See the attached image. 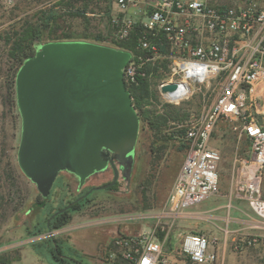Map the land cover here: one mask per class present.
<instances>
[{"label":"built area","instance_id":"2783aa9c","mask_svg":"<svg viewBox=\"0 0 264 264\" xmlns=\"http://www.w3.org/2000/svg\"><path fill=\"white\" fill-rule=\"evenodd\" d=\"M15 1L0 0V7L10 9ZM35 1L46 14L75 12L62 6L70 0ZM105 10L98 16L109 20V39L83 41L129 52L122 69L127 89L145 83L162 106L193 102L201 111L176 126L184 130L179 139L187 146L167 205L143 215L153 227L115 237L103 264H168L167 244L186 209L219 194L221 153L212 145L218 128L249 145V160L239 161L232 187L260 221L257 228L264 229V0H105ZM128 40L133 51L117 46ZM169 85L176 88L164 91ZM245 244L264 246V235L250 234ZM180 253L191 264L217 261L201 233H184Z\"/></svg>","mask_w":264,"mask_h":264},{"label":"rangeland","instance_id":"374dc122","mask_svg":"<svg viewBox=\"0 0 264 264\" xmlns=\"http://www.w3.org/2000/svg\"><path fill=\"white\" fill-rule=\"evenodd\" d=\"M83 3L88 6L85 13L89 16L84 14L90 21L87 33L91 35L105 34L108 31L111 33L109 20L104 16H98L106 12L105 0H79L72 3L71 7L76 12L77 7L82 8ZM42 13L44 11L40 3L35 0H16L15 5L10 9L0 7V257L15 258L22 254L21 260L13 264H40L36 255H44L48 258L49 264H60L53 257L47 256L50 254V247L57 242V244L61 243L59 250L62 254L69 255V248L82 256L84 264H101L104 246H97L96 243L87 241L90 238L93 240L94 235L88 226L105 221L134 223L138 221L135 218L140 217L136 215L147 212L158 213L164 209L181 168L183 152L178 144L167 142L165 146L164 141L156 142L155 131L140 124L136 163L128 188L119 180L115 189L98 190V187L112 180L113 173L109 170L88 178L81 188L75 177L60 173L53 184L46 205L36 206L40 195L35 185L21 173L17 164L21 119L16 103L11 100L9 94L7 75L10 68L11 43H7V39L14 32L20 31L23 22L26 20L35 22L36 15ZM63 18L65 23L62 24L68 27L66 29L69 33L75 36L86 33L82 17L65 15ZM50 39L48 31H45L40 38V44L49 42ZM150 90L153 98L145 109L155 110L156 114L164 115V106L161 105L154 91L151 88ZM262 106L264 107V100ZM178 109L181 110L180 114L189 118L195 117L201 111V107L193 102L182 104ZM170 132L171 130L166 127L162 128L160 134L167 139ZM212 145L221 153L217 167L219 193L225 194L233 179L238 176L239 161L249 160V145L244 139L238 140L233 134L226 133L221 128L215 131ZM245 172L246 169H243V175ZM91 188L93 191L87 198L79 197ZM262 195L264 198V169ZM70 204L69 209H73L77 204L82 206L80 210L72 212L69 224L54 233V230H50L49 225H46L47 218L51 214L54 216L58 208H65ZM146 221L152 228L154 222L144 220L143 223ZM39 228L42 229L41 234L29 235V232H36ZM157 234L161 236V233L157 232ZM250 234L257 232L253 230L249 234L240 235L235 239L237 242L229 245L236 255L235 264H245L246 256L254 258L257 264H264V256L262 258L259 256L264 254V246L245 245ZM37 246L39 247L34 248Z\"/></svg>","mask_w":264,"mask_h":264},{"label":"water","instance_id":"95a60500","mask_svg":"<svg viewBox=\"0 0 264 264\" xmlns=\"http://www.w3.org/2000/svg\"><path fill=\"white\" fill-rule=\"evenodd\" d=\"M129 58L127 51L88 41H51L39 44L18 69L17 164L42 199L60 173L73 175L81 188L116 163L129 181L140 129L123 79ZM117 178L114 168L112 182L97 189L111 188Z\"/></svg>","mask_w":264,"mask_h":264},{"label":"trees","instance_id":"16d2710c","mask_svg":"<svg viewBox=\"0 0 264 264\" xmlns=\"http://www.w3.org/2000/svg\"><path fill=\"white\" fill-rule=\"evenodd\" d=\"M71 1V0H70ZM74 2H79V0H75ZM72 2V3H74ZM71 2L63 3V7H71ZM87 4L83 3L82 8L76 9V12L67 14L63 13L61 15L56 14L55 12L50 11L48 14L42 13L39 15H36L35 22L31 21H25L23 22V25H21V29L18 32H14L8 39L7 43H11L10 45V52H9V74L7 75L8 80V88H9V94L12 101H15L16 103V97H15V77L18 72V69L21 67L22 63L32 57L34 55L35 50L40 44V38L43 35L45 31H48L49 37L51 38L49 42L51 41H70V40H92L94 42H104L109 39L110 32L108 31L105 34H97V35H91L88 32L90 21L88 18L85 17V12L87 10ZM65 15H71L80 16L82 17L83 23L85 24V31L83 35L75 36L67 31L66 28L62 23H65V19L63 18ZM135 36L132 35L131 39L134 40ZM133 40H128L122 43L117 44L119 48L133 51L134 50V43ZM131 99L132 104L135 110L138 111L139 121L140 124H144V126L148 127L150 130L155 131L156 133V142L164 141V145L166 146L167 142H172L174 144H178L180 150L183 152L186 149V144L182 139H179L182 137L184 130H177L176 126L178 124H184L189 117L180 114V109L178 107H174L171 105H164V115H159L155 113V110L145 109L146 106H149L151 103L152 97V91L149 88L148 84H140V86L131 88L128 90ZM171 130L169 133L167 139L164 138L160 134L162 131V128H166ZM163 146V145H162ZM162 147H160V150ZM116 186H114L112 189H115ZM52 192V190H51ZM50 192V195H51ZM49 195V197H50ZM48 197V198H49ZM48 198L42 199L41 197L38 198V201L36 203V206L38 207H44L48 201ZM82 205H74L73 209H68L66 211H63L57 215L52 216L53 214L49 215L47 218L46 225L49 221V229L50 230H59L63 227H65L67 224L71 221V214L73 211H78L81 209ZM62 207L58 208L56 211H60ZM52 216V217H51ZM42 233V229H37L36 232H29L30 236L38 235ZM52 247H50V253H54L56 248V254H54V260L57 261L60 264H84L82 262V256L76 253L74 250H71L68 248V252L70 255V258L68 259H57L56 256L58 254H62L60 249V244H57V242H54ZM34 247V248H38ZM37 251V250H36ZM39 253V251H37ZM19 258V255L15 258L13 257H0V264H11V262L17 260Z\"/></svg>","mask_w":264,"mask_h":264},{"label":"crops","instance_id":"0c3cea01","mask_svg":"<svg viewBox=\"0 0 264 264\" xmlns=\"http://www.w3.org/2000/svg\"><path fill=\"white\" fill-rule=\"evenodd\" d=\"M136 215L138 221L134 223H121L119 221L101 222L88 226L93 232V240L87 239L90 243H96L102 248L103 258L100 263L103 264L106 255L114 249L113 241L115 237L121 235L130 237L149 231L147 223H143V215ZM142 216V217H141ZM260 221L250 211L246 202L237 198L233 192L232 184L229 190L219 193L207 199L205 202L192 206L184 212V218L179 220L169 238L167 244L166 257L168 264H191L180 253V242L182 235L188 232H200L210 239L212 250L216 253L217 261L214 264H235L236 258L233 250L229 247L231 243L237 242L238 236L249 234L256 231L257 234L264 235V229L257 228ZM147 231V232H148ZM244 241V240H243ZM242 241V242H243ZM246 245V244H245ZM255 247H261L257 245ZM36 255V254H35ZM40 264H49V260L44 255H36ZM47 256H51L47 254ZM100 256V254H99ZM259 256H264L260 254ZM52 257V256H51ZM22 254L14 262H19ZM243 260V258H242ZM258 260V259H256ZM245 264H257L254 258L245 257ZM118 264H127L119 262Z\"/></svg>","mask_w":264,"mask_h":264},{"label":"flooded vegetation","instance_id":"af4514ba","mask_svg":"<svg viewBox=\"0 0 264 264\" xmlns=\"http://www.w3.org/2000/svg\"><path fill=\"white\" fill-rule=\"evenodd\" d=\"M135 163H136V151H135V154H134V158H133V165H132V170H131V173H130V178H129V181H127L126 180V178L124 177V175H123V169H122V166H120V165H118V164H116L115 163V170L116 171H118V178H117V181L115 182V184L111 187V188H108L107 190H112V188L114 187V186H116L117 185V183L119 182V180H121V181H123L124 183H125V185H126V187L128 188V186H129V182H130V179H131V176H132V174H133V172H134V167H135ZM114 168L113 167H111V166H108L107 167V169L104 171V172H106V171H111L112 173H113V177H114ZM104 172H102V173H100V174H103ZM68 174V173H67ZM99 174V175H100ZM69 176H71V177H74L73 175H71V174H68ZM96 177V176H95ZM90 178V177H89ZM112 180H113V178H112ZM112 180H110L109 182H107L105 185H107V184H109V183H111L112 182ZM104 186V185H103ZM92 191H93V189L91 188V189H89L88 191H86L85 193H83L82 195H80L79 197H84V198H87V196L88 195H90L91 193H92ZM73 202V201H72ZM63 209V208H62ZM61 209V210H62ZM58 212V211H57ZM56 212V213H57ZM54 245H55V243H54ZM56 248H55V251H54V253H50V255L52 256V257H54V254H56ZM56 258L57 259H62V260H64V259H68V258H70V255H68V254H58L57 256H56Z\"/></svg>","mask_w":264,"mask_h":264}]
</instances>
